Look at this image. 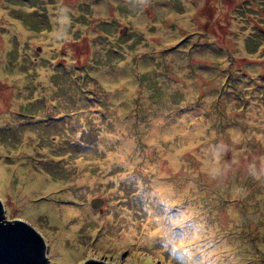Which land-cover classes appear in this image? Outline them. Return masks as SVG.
Here are the masks:
<instances>
[{
    "label": "rangeland",
    "instance_id": "rangeland-1",
    "mask_svg": "<svg viewBox=\"0 0 264 264\" xmlns=\"http://www.w3.org/2000/svg\"><path fill=\"white\" fill-rule=\"evenodd\" d=\"M0 197L46 264H264V0H0Z\"/></svg>",
    "mask_w": 264,
    "mask_h": 264
},
{
    "label": "water",
    "instance_id": "water-1",
    "mask_svg": "<svg viewBox=\"0 0 264 264\" xmlns=\"http://www.w3.org/2000/svg\"><path fill=\"white\" fill-rule=\"evenodd\" d=\"M102 201L94 200L93 206ZM4 199L0 197V264H46L49 260L48 240L31 220H9ZM85 264H114L91 260Z\"/></svg>",
    "mask_w": 264,
    "mask_h": 264
},
{
    "label": "bare ground",
    "instance_id": "bare-ground-1",
    "mask_svg": "<svg viewBox=\"0 0 264 264\" xmlns=\"http://www.w3.org/2000/svg\"><path fill=\"white\" fill-rule=\"evenodd\" d=\"M12 75H9L8 77H11ZM4 80H6L5 78H4ZM3 173L1 174V176H2V178H3V187H6V184L4 183V182H7V179H9V176H8V174H7V172L6 171H2ZM165 190H167V189H164L163 191H162V194H161V196L162 195H167L168 193H165L164 191ZM64 214H63V217H64V219H67V218H69V217H73V215H75L76 213H77V209H75V208H72V207H70V208H65L64 210ZM85 211H87V208H85ZM58 213H59V211H58ZM159 232H161V231H159ZM126 238H128V237H126ZM132 237L131 236H129V239H131ZM157 238V236L155 235V239ZM204 261V260H203Z\"/></svg>",
    "mask_w": 264,
    "mask_h": 264
},
{
    "label": "clouds",
    "instance_id": "clouds-1",
    "mask_svg": "<svg viewBox=\"0 0 264 264\" xmlns=\"http://www.w3.org/2000/svg\"><path fill=\"white\" fill-rule=\"evenodd\" d=\"M177 247H180V245H177ZM196 253H190L189 254V259L187 261V264H202L201 260L194 259Z\"/></svg>",
    "mask_w": 264,
    "mask_h": 264
}]
</instances>
